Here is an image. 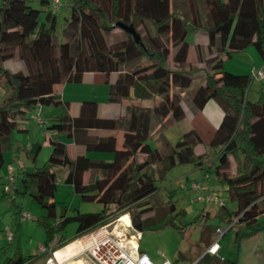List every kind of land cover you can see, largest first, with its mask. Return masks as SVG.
I'll list each match as a JSON object with an SVG mask.
<instances>
[{
    "label": "trees",
    "instance_id": "16d2710c",
    "mask_svg": "<svg viewBox=\"0 0 264 264\" xmlns=\"http://www.w3.org/2000/svg\"><path fill=\"white\" fill-rule=\"evenodd\" d=\"M28 2L0 0V167L3 152L12 148V132L26 131L21 121L26 120L27 112L39 106L57 107L59 112L50 116L44 127L50 146L45 162L31 170L16 171L10 191L0 190V195L12 196L13 202L17 195L28 193L33 197L44 211L37 218L45 233L43 244L68 222H75L70 240L64 241L58 235L52 250L66 246L56 252L55 260L62 263L67 248L76 249V241L67 245L68 242L124 214L139 233L158 221L175 226L172 217H167L174 211L171 204L157 218L143 217L156 207L150 202L156 188L143 199L129 198L138 190L155 187V180L163 178L175 164L193 163L207 170L212 167L228 200L234 203L232 210L225 205L218 207L217 221L232 223L228 229L236 224V237L255 235L258 229L254 224L264 213V91L260 87L257 99L248 101L245 93L252 79L250 73H231L223 69L222 62L247 46H252L264 61V0H70L69 15L64 18L59 35L53 32L55 12L45 8L48 0H38L41 9L32 8ZM176 6L181 9L176 11ZM40 11H44L42 22H38ZM117 22L132 26L138 40L117 27ZM137 26L145 29L142 37ZM188 26L202 29L206 53L202 56L198 48L197 55L209 68L202 82L193 87L196 68L186 63ZM114 28L120 30V36L113 35ZM6 60L21 62L23 70L10 71L3 64ZM85 72L104 75L109 102L128 97L148 99L150 104L127 103L119 117L70 115L69 102L61 100L52 86L80 82ZM110 74H115L111 81ZM183 89H189L192 110H200L213 100L222 111L207 144L213 149V156L206 162L204 152H194L202 140L193 128L185 127L173 145L164 136L168 127L183 121ZM89 129L112 132L97 136L88 133ZM116 130L134 134L128 145L122 142L130 153L149 134L154 135L155 145L140 161L127 162L126 150L116 147ZM60 135L81 146L83 152L70 158ZM38 150V144L25 148L31 162ZM17 151L18 147L12 151L14 157ZM88 152L109 154L110 158H91ZM229 157L235 161L234 173L229 172ZM54 166L66 168L63 183L71 186L81 201L99 203L101 208L95 212L73 208L70 215L62 208L56 218L52 200L56 189ZM20 212L17 208L16 214ZM126 215L119 220L121 223L128 221ZM205 229L214 231L210 226ZM241 229L247 232L242 233ZM205 254L199 256L196 264H201ZM213 258V264L236 263ZM174 261L178 262V258ZM27 262L18 253L0 259V264Z\"/></svg>",
    "mask_w": 264,
    "mask_h": 264
},
{
    "label": "rangeland",
    "instance_id": "374dc122",
    "mask_svg": "<svg viewBox=\"0 0 264 264\" xmlns=\"http://www.w3.org/2000/svg\"><path fill=\"white\" fill-rule=\"evenodd\" d=\"M51 1L52 0H48V4L45 6L48 10L50 9L49 5ZM58 1V8L54 11L55 23L53 32L56 35H59L60 29L63 26L64 18L69 15L70 4V0ZM176 1L182 2V0H175V2ZM28 4L34 9L42 8L38 3V0H29ZM180 9L181 7H175L176 11H179ZM43 17L44 11H40L38 14V22H42ZM147 27L149 28L150 26L147 25ZM136 29L139 31L141 37L145 34V29L140 28V26H137ZM112 33L114 36H120L121 34L118 28H114ZM201 33H203L202 29L193 30L188 26L185 34V41L189 45L186 63L189 67L196 68V71H194L196 77L194 78L191 87L196 83L202 82L203 74L209 69L207 65L202 63V60L198 59L197 55L198 48L200 49L202 56L206 53L205 46L197 44L198 42H202ZM16 63L21 65V62L7 60L4 62V66L8 69H17L18 64ZM168 63L169 65H172L170 60ZM222 67L231 73L249 74L251 70H256L258 68L264 71V61L260 59L252 46H247L244 50L235 52L229 58L225 59L222 62ZM21 70H23V68H21ZM67 87H69V90L74 89L73 92H76L79 96H88L87 98H93L95 101H101L102 98L107 97L106 85L103 83L93 84L90 83L89 80H85L80 84L70 83ZM260 87L261 83L258 80L251 79L245 93L246 99L248 101H255L259 95ZM180 95L187 113L188 109L191 108L189 102V89L181 90ZM2 96V90L0 88V101L2 100ZM90 110L89 113L96 114L99 112L93 111V108H90ZM58 112L59 108L57 107L39 106L26 113V121L21 123L22 127L26 128V131L12 132L11 137L13 145L10 150H5L3 152V164L0 167V176L5 174L6 163L10 161V155L16 147H18L17 156L28 168L27 170H31L34 166H40L45 162L50 152V146L45 139L46 132L44 127L49 124L50 116L57 114ZM36 116L40 117L42 123L39 124L36 122ZM185 126L186 124L184 121H179L164 131V136L170 145H173L177 140ZM126 138L127 139L121 137L120 141L125 142V145H128V142H130V139L132 138L130 136ZM146 143L151 148L155 145L151 134L148 135ZM32 144L39 145V150L34 162H31L30 157L25 151V148L30 147ZM67 146L69 154H71V147L68 143ZM212 150L213 149L207 144H201L196 148V152H204V162L211 159L213 156ZM105 157L108 159L110 155L107 154ZM138 157L139 156H137V158ZM53 172L56 189L53 193L52 200L55 203L56 218H58L62 208L66 210V214L68 215L72 213L73 208L77 209L79 212H95L101 208L99 203L81 201L77 194L69 190L66 184L63 183V176L66 172L65 167L54 166ZM229 172H235V161L232 160L231 157H229ZM190 182L200 183L206 187V190L218 193L228 210L234 208V203L228 200L227 193L222 190L220 184L216 180L212 172V167L207 170L206 167L197 168L193 163L175 164L165 173L163 178L155 180V187L153 186L151 188L138 190L137 193L134 192L136 194H131L129 197L134 200L143 199L150 191L156 188L153 196L150 198L151 201L149 200L154 203L156 207L145 213L143 217H150L151 219L155 217L157 218V216L163 212L162 210H165L166 206L171 204L174 211L169 213L167 217H172L175 226L161 225V221H158L155 224L144 228L141 233H139L133 230L129 220L124 223L119 221L124 215H126L124 214L114 219V221L109 224L96 227L89 233L81 236L80 240H72L68 242V245L75 241L78 244L76 249L74 246H69L67 248V251L63 254L64 258L61 264H89L88 260L83 255L71 256V252L74 250L75 252L73 251V254L77 253L79 249L89 243L92 238L100 237L103 234L112 235L123 242L126 246L135 245L136 242L139 250H142L141 247L144 248V246H146L148 250H155L158 248L159 251L164 252L165 246L162 244L164 243L169 249L176 246L177 250L181 252L188 249H190L191 252H196L198 251V247L194 242L196 241V235H198V229L201 227L207 228V226L214 229L213 238L217 236L214 227H217L222 231V234L218 237V243L221 244V251L226 259L236 261L235 264H264V213L258 216L257 221L254 224L258 229L255 235L249 238H240V235L236 237V224L228 229V225L224 221H212V219H210L205 223L200 213L204 210H208L212 214L217 212L218 207L215 205H205L202 202L197 201L196 195L198 192L189 188ZM11 197L12 196L0 195V259L2 260L18 253L24 257L25 260H28L27 264H44L47 254L39 253L38 247L43 244L45 233L42 225L37 220V218L44 215V211L28 193H25L23 196L17 195L14 202L11 200ZM125 202L126 199L124 198L123 203ZM17 208L28 213L29 218L26 219L17 215ZM75 228V222H68L63 230L56 234L61 235L64 241H68L74 236ZM6 230H10L13 234V238L10 241H6L5 239L4 233ZM241 232L245 233L247 231L241 229ZM160 244L164 246V249ZM167 256L166 253L163 255V257L168 258L172 264H176V261H174L176 258V252H174L172 257ZM77 260H79V262H77Z\"/></svg>",
    "mask_w": 264,
    "mask_h": 264
},
{
    "label": "crops",
    "instance_id": "0c3cea01",
    "mask_svg": "<svg viewBox=\"0 0 264 264\" xmlns=\"http://www.w3.org/2000/svg\"><path fill=\"white\" fill-rule=\"evenodd\" d=\"M201 34H202V42H200V43L198 42L197 44H199L201 46H206V37H205L204 33H201ZM188 47H189V45H188ZM15 62H19V61H15ZM16 64H18L17 69L16 68H9V70L10 71L21 70L22 67H20V66H22V64L21 65H19V63H16ZM114 75L115 74L109 75L110 81L113 80ZM85 80H89L90 83H93V84L94 83H103L106 85V89H107V84L104 82V75L100 72H85V73H83V75L81 77V81L77 82L76 84H78V83L80 84ZM70 83H72V82L59 83V84H54L52 86L53 92L58 94L61 100H65V101L69 102V110L68 111H69L70 115H99V116H103V117H119L124 113V105L127 103L143 105V106H147L150 104V101L148 99L131 100L128 97L127 98H121L117 102H109V101H107V97L102 98L101 101H95V100H93V98H87L88 96H85V97L79 96V94H76V92H73L74 89L70 88L71 90H69V87H67V86H69ZM91 97H94V96H91ZM180 104H181V107H182L183 112H184L183 121L186 124L185 127H191L198 133V135L200 136V138L202 140L201 144H208L210 138L212 137V135L214 133L215 127L219 123L221 116H222V111L219 108V106L216 104L215 101L208 100L200 110H192L191 108L190 109L187 108L188 109V112H187L188 114H187L185 111L186 108L183 106L182 99L180 101ZM91 107L97 109L96 111H99V112L96 114H89V111H90L89 108H91ZM111 110H113V111H111ZM25 121H21V123H23ZM111 132H112V130H105V129H89L88 130V133L94 134L97 136H105ZM46 135H47V132H46ZM151 135L153 136V139H154V135L153 134H151ZM115 136H116V147L121 148V149H125L127 152V154H126L127 162H130L132 160L140 161L142 159V157L147 153L148 149L151 148L146 143V139H147V137H146V138H144L143 143L139 144L138 146H134L132 153H130L127 150L126 146L122 144V142L120 141V138L126 137V136H134V134L127 133V132H124L122 130H116ZM59 139L65 143V149H66V152L70 158H74L76 152H83V148L81 146L74 145L71 139L65 138L63 135H60ZM67 143L71 147V151H72L71 154H69V149H68ZM201 144H198L194 147V152L196 154L202 153V152H199V153L196 152V148ZM86 154H87V156H89L91 158H101V159L107 160V157H105V156H107V154H105V153L88 152ZM137 156H139L138 157L139 159L137 158ZM13 157H14V155H13V153H11L9 160L11 161V159ZM10 161H8V162H10ZM24 168L28 169L25 165H24ZM86 177H87V173H85L83 176L84 181L86 180ZM66 186L69 188V190L72 191L71 186H69L67 184H66ZM218 212H219V209H217V212L212 213V214L210 211L204 210L200 214H201L202 219L206 223L210 219H212V221H217L216 215L218 214ZM127 220H129L128 216H127ZM215 228H217V227H215ZM213 233H214L213 231H208L203 227L198 229V232H197L198 235H196V237H195L196 241L194 242L195 245L198 247V251H196V252H191L190 249L181 252V251L177 250L176 246L169 249L164 243H162V244L165 247L161 244H160V246H162V248L163 247L165 248V249L163 248L164 252L169 257H172L174 252H176V258H178V262L190 261V260H193V259L201 256L204 253L205 248L215 239V237L213 238ZM78 240H80V239H78ZM78 240H76V241H78ZM132 243H134V242H132ZM135 244H136V242H135ZM141 249H142L141 251L144 250V252L148 253L154 260L162 259L163 255L165 254L164 252L159 251L158 248L155 250H148L146 248V246H144V248L141 247ZM221 250H222V247H221V244H219L218 254L221 256V258H223L224 256H223ZM213 259L214 258L212 256H210L209 254H205L204 257L202 258L201 264H213Z\"/></svg>",
    "mask_w": 264,
    "mask_h": 264
},
{
    "label": "built area",
    "instance_id": "2783aa9c",
    "mask_svg": "<svg viewBox=\"0 0 264 264\" xmlns=\"http://www.w3.org/2000/svg\"><path fill=\"white\" fill-rule=\"evenodd\" d=\"M59 1L52 0L49 8L51 11H56ZM251 78L261 82V90L264 91V71L260 68L251 70ZM37 123H42L40 117L36 116ZM24 168L23 162L18 157H13L10 162L6 164L5 174L0 176V190L10 191L15 180V173L18 170ZM189 188L195 192L196 200L202 202L205 205H215L216 207H222L224 205L223 199L216 192L206 190V187L197 182H190ZM20 216L28 219L29 215L26 212L21 211ZM232 223L228 224V227ZM54 226V223H52ZM6 241H10L13 238V234L10 230L5 231ZM215 239L205 248L204 253H207L215 258L222 259L218 254L219 243L218 237L222 234L219 228H215ZM58 235L54 234L51 240L47 244H42L38 247L39 253L47 254L44 264H59L54 259V252L52 250ZM75 255H83L89 262V264H172V262L163 257L160 260H154L149 254L138 249L137 244L126 246L120 240L116 239L112 235L103 234L100 237L92 238V240L86 245L82 246ZM199 257L190 261H180L176 264H196ZM27 264V263H23Z\"/></svg>",
    "mask_w": 264,
    "mask_h": 264
},
{
    "label": "water",
    "instance_id": "95a60500",
    "mask_svg": "<svg viewBox=\"0 0 264 264\" xmlns=\"http://www.w3.org/2000/svg\"><path fill=\"white\" fill-rule=\"evenodd\" d=\"M116 26L121 28L125 33L130 34L134 41L138 40V34L135 32V30H134V28L132 26L127 25V24H123V23H120V22H117Z\"/></svg>",
    "mask_w": 264,
    "mask_h": 264
},
{
    "label": "bare ground",
    "instance_id": "6f19581e",
    "mask_svg": "<svg viewBox=\"0 0 264 264\" xmlns=\"http://www.w3.org/2000/svg\"><path fill=\"white\" fill-rule=\"evenodd\" d=\"M65 246H66V245H65ZM65 246L61 247L60 249L64 248ZM60 249H58V250H60ZM58 250H56V251L54 252V255L56 254V252H57ZM53 257H54V256H53ZM54 259H55V257H54ZM55 261H57V260H55ZM57 263H59V262L57 261ZM59 264H61V263H59Z\"/></svg>",
    "mask_w": 264,
    "mask_h": 264
}]
</instances>
